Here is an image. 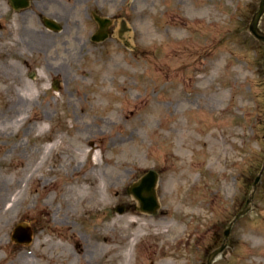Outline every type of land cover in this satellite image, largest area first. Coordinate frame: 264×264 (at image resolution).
I'll use <instances>...</instances> for the list:
<instances>
[{
    "label": "rangeland",
    "instance_id": "rangeland-1",
    "mask_svg": "<svg viewBox=\"0 0 264 264\" xmlns=\"http://www.w3.org/2000/svg\"><path fill=\"white\" fill-rule=\"evenodd\" d=\"M59 1L50 12L71 35L36 21L35 47L50 49L20 53L16 77L2 76L0 264H207L264 165V43L248 29L261 0H84L76 14ZM87 13L115 19L106 43L77 34ZM43 145V168L19 177ZM149 170L157 216L128 193ZM75 181L91 191L76 201ZM19 224L32 244L11 239ZM214 264H264V175Z\"/></svg>",
    "mask_w": 264,
    "mask_h": 264
},
{
    "label": "flooded vegetation",
    "instance_id": "flooded-vegetation-1",
    "mask_svg": "<svg viewBox=\"0 0 264 264\" xmlns=\"http://www.w3.org/2000/svg\"><path fill=\"white\" fill-rule=\"evenodd\" d=\"M50 1L51 0H0V85H2L3 82V75H11L12 79L16 77L17 65L15 60H17L20 53L33 55L35 49L39 52H45L50 49L49 46L44 44V37L36 41L37 47H35L34 37L36 21L39 26L45 28L48 32L52 30L48 29L46 26L47 18L58 22L57 26L60 27L61 30L55 33H64L68 37L73 32H66L65 19H63L60 14L56 16L54 12H50ZM83 2L84 0H72L73 4L70 8L75 9V14L76 11L79 12L76 7L81 6ZM63 4L68 6L71 3L66 0L59 1L60 8L63 7ZM35 15H37L36 20ZM107 17L102 18L104 19ZM86 20L85 26H79L77 34H82L84 31L87 32L88 35L85 39V44H95L92 41V36L94 32H97L100 28L96 20V14L89 15L87 13ZM39 30L41 33H44L42 29ZM67 43H69V38ZM78 54L79 56L88 55L89 49L82 48L78 51ZM8 61H10V64Z\"/></svg>",
    "mask_w": 264,
    "mask_h": 264
},
{
    "label": "water",
    "instance_id": "water-1",
    "mask_svg": "<svg viewBox=\"0 0 264 264\" xmlns=\"http://www.w3.org/2000/svg\"><path fill=\"white\" fill-rule=\"evenodd\" d=\"M263 13H264V0H262L260 11L254 16L253 21L250 25V31L252 32V34L256 38L262 41H264V32H262L259 29L258 25H259V21ZM156 180H157L156 174L151 172L147 174L143 178V180L139 183V185L134 187V189L132 190L133 193L140 200L141 205H142V210L149 212V213H153V214L157 213V209L159 207L156 194H155V190H154L155 185H156ZM259 180H260V177L257 179L255 187L257 183L259 182ZM251 200L249 201V203L251 202ZM247 210L248 209H246L241 215L245 214ZM241 215H239V217ZM229 235H230V230L226 232V237L228 238ZM14 238L21 244L30 243L32 241V233L27 227L19 226L15 231ZM226 247L227 245L225 243L220 249L214 251V253L210 256L209 264H212L213 260L217 256H219L226 249Z\"/></svg>",
    "mask_w": 264,
    "mask_h": 264
},
{
    "label": "bare ground",
    "instance_id": "bare-ground-1",
    "mask_svg": "<svg viewBox=\"0 0 264 264\" xmlns=\"http://www.w3.org/2000/svg\"><path fill=\"white\" fill-rule=\"evenodd\" d=\"M36 128H38V129H40V130H44V129L46 128V121H38V122L36 123ZM77 140H78V139H77ZM68 146H69L70 148H73V147H74V146H73V143H69ZM46 147H47V145H43L44 152L40 155L39 159H36V158L34 157L33 159L28 160V162H30V163H27L26 167L23 168V169H21V170L19 171V173H18V176H19V177L23 178L24 173H25L28 169H33L32 172H30V173H31L30 177H34V176H35V175H36V174H37V173L43 168V166H44V164H45V161H46V157H47V155H48V152H45ZM53 148H54V146L51 145L49 150L51 151V150H53ZM41 151H42V149H41ZM38 153H39V151H37L36 154H38ZM31 162H33V164H34L33 166L31 165ZM85 185H86L85 182H82V183H80V184H77L76 181H75L74 183H71V184L69 185V187L67 188L66 194L71 195V196H72V199H73L74 201H76L77 199H79V198H81V197H86L87 194H90V193H91V191H90L89 188L86 187ZM41 186H42V189H43V191H44V193H45V191H46V189H47L46 182L43 183ZM97 191H98V189H97ZM103 191H104V186H103V188H102V187H99V192H100V193H103ZM21 193H22V191L19 192V194L17 193V195H16V197H15V198H17V201H16V199H14V200H10V201H11V208L14 207V205H15L17 202L21 201V199H20V198H21ZM18 197H19V198H18ZM19 199H20V200H19ZM98 202H99V203H104L105 201H104L103 199H99ZM141 227H142V226H140L139 229H141ZM128 252H129V251H128Z\"/></svg>",
    "mask_w": 264,
    "mask_h": 264
}]
</instances>
